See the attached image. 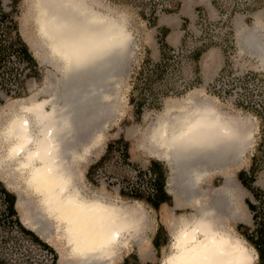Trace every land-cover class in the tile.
I'll return each mask as SVG.
<instances>
[{
  "label": "bare ground",
  "instance_id": "1",
  "mask_svg": "<svg viewBox=\"0 0 264 264\" xmlns=\"http://www.w3.org/2000/svg\"><path fill=\"white\" fill-rule=\"evenodd\" d=\"M31 6L40 42L61 76L43 90L44 97L19 104L9 117L0 162L20 181L19 197L29 199L36 212L35 218L23 216L26 224L43 234L53 230L69 264H109L139 232L144 211L85 193L79 165L101 141L96 129L113 108L114 77L123 69L132 35L124 14L108 11L101 0H31ZM259 27L252 26L242 42L264 65ZM183 101L159 112L148 149L168 161L170 191L192 194L189 200L200 208L175 221L160 264H253L254 250L222 221L227 211L235 215L230 176L225 174L224 185L205 206V193L197 188L212 170L241 156L252 128L247 119L228 118L207 98L189 93Z\"/></svg>",
  "mask_w": 264,
  "mask_h": 264
},
{
  "label": "rangeland",
  "instance_id": "2",
  "mask_svg": "<svg viewBox=\"0 0 264 264\" xmlns=\"http://www.w3.org/2000/svg\"><path fill=\"white\" fill-rule=\"evenodd\" d=\"M101 1L109 5L108 11L124 14L132 40L123 69L115 76L116 78L114 77V94L113 98L111 97L113 108L110 109L108 116L103 118L100 123L102 125L99 124L96 129V134H102L101 141L95 148L94 154L88 160H81L79 165L81 175L79 184L82 190L90 196L98 195L129 206L140 205L144 211L141 223L142 226L144 223V226L139 228L136 236L130 238L126 247L120 249L112 260L113 262L109 264H122V262L125 264H146L148 262L160 264L163 256L169 251L175 221H178L181 216H190L197 208H200V204H197L195 200H189L192 194L186 198L188 193L181 195L182 193L170 191L171 168L168 161L155 153L152 154L148 149L149 130L154 127L159 112L167 105L183 103L189 93L194 94L195 98L209 99L230 119H247L252 128L251 143L239 153L241 156L235 159L232 157L225 169L212 170L208 176H204L205 178L198 182L197 188L205 193L204 200H202V206L203 203L205 206L222 188L226 175L230 176L234 196L233 199L230 198L232 200L230 208L232 210L234 208L236 216L227 211L228 216H223L222 221L254 250L253 264H264V258L258 257L255 247L246 240L244 234L246 228L247 234L254 235L257 223L264 219V65L260 58L242 42L243 35L255 25L262 28L261 30L259 27V33L261 40L264 41V0H216V3L213 0H174L179 4L176 11L170 13L157 11L161 17L160 22L172 27L170 39L173 45H170L174 49L172 53L175 58L173 62H170L173 66L170 67L164 83L169 84L168 86L173 87L174 90L168 95L161 96L160 93L164 87H159L156 83L155 92L159 93L160 107L153 109L144 106L138 118L129 104L135 73L140 66L144 65L147 57H150L153 63L158 61L156 27L152 19L147 20L140 13L143 8L146 13L149 12L151 1ZM160 1L165 3L168 0ZM95 8L105 11L101 5H95ZM0 10L8 12L11 19L16 22L20 37L26 43L35 65L25 77H23L24 72L20 74V80L0 78L1 157L7 149L1 132L9 117L15 111H19L21 104L33 98L44 97L43 90L47 89L48 84L61 74L51 60V54L49 56L47 48L40 42L33 20L31 0H0ZM180 23L184 26L182 27ZM179 39L183 42H179ZM195 47H201L203 50L198 61L191 56L192 49ZM12 65L17 66L15 61ZM12 72L19 73L20 71L12 70ZM120 135L129 143V160L123 161L115 151L110 159L98 168L94 182H91L85 175L88 165L104 153L109 140H115ZM254 154L257 155L255 161L257 172L252 183L255 190L251 192L240 183L237 172L240 169L248 170ZM236 158L237 161H235ZM152 160L160 163V168L165 175V189L170 198L169 203L162 205L158 211L142 202L137 203L133 199L122 198L119 195V189L124 183L126 188L133 184L149 193L151 177L148 168ZM14 178V175L8 172L6 165L0 162V183L7 191L15 195V208L20 221L55 250L57 254L55 264H69L65 257L63 242L53 233V230H49L52 233L47 230L45 235L23 221V216L32 218L36 212L32 211L29 199L22 200L19 197L20 191L16 186L21 187V183ZM248 201L255 205V212L249 209ZM254 213L259 217L256 221L252 217ZM159 225H163L166 230L168 243L159 253H156L152 238ZM240 225H243V228H239ZM6 230L8 231H0V240L3 241L7 236L9 238L0 244V247L5 256L14 264H28L29 262L26 261L32 264L51 263V255L23 236L16 228Z\"/></svg>",
  "mask_w": 264,
  "mask_h": 264
},
{
  "label": "trees",
  "instance_id": "3",
  "mask_svg": "<svg viewBox=\"0 0 264 264\" xmlns=\"http://www.w3.org/2000/svg\"><path fill=\"white\" fill-rule=\"evenodd\" d=\"M151 1V9L146 13L145 8H143L140 13L146 17L147 20L152 19L154 27L157 26V18L159 16L157 11L160 12H174L178 7V3L174 0H168L163 3L158 0H145ZM216 3V0H213ZM142 6L145 7V4L142 3ZM221 8V7H219ZM156 39L158 42V61L152 62L150 57L145 59L144 65L139 67V70L135 73V82L132 88V91L129 95V104L133 107V113L138 118L142 111L143 107L147 106L153 109H158L160 107L159 102V93L155 92V85L158 83L159 87H164L161 91V96L168 95L172 93L174 88L169 87L166 82L169 69L171 66L170 62L174 61L175 56L172 51L173 47L167 45L164 40L165 32L156 29ZM183 42V40H181ZM182 42L180 44H182ZM203 50L201 47H195L192 49L191 56L194 57L195 61H198L202 54ZM150 56V55H149ZM15 61L17 64L16 67L12 65V62ZM9 65L11 66L9 68ZM34 65V58L31 53L28 51L26 43L20 37V34L17 29L16 22L11 19V15L8 12H3L0 10V78L1 79H12L14 81L20 80V74L24 72L25 77L28 74V71ZM173 68V67H172ZM12 70L19 73H14ZM26 70V71H25ZM11 76V77H10ZM17 83L15 82V86ZM176 93L178 91H175ZM158 97V98H157ZM129 143L120 135L117 139L108 141L106 143V148L103 154L95 160L93 163L88 165L87 171L85 173L86 178L94 182V176L96 171L103 163L110 159V156L115 151L118 152L120 159L123 161H128L129 154ZM257 155H252L251 162L248 167V170L240 169L237 172V178L240 183L247 188L249 191L255 190L252 187L254 181V175L257 172L256 166ZM160 163L157 161H150L149 163V174H150V190L147 193L139 189V187L133 186V184L126 186L123 184L119 189V195L122 198L133 199L135 201L142 202L150 206L153 210L158 211L160 207L164 204H168L170 201L169 195L165 189V175L160 168ZM128 184V183H126ZM16 197L13 193L7 191V189L0 183V231H8L6 229L16 228L23 236H26L37 245L39 248L45 250L51 255V263L55 264L57 259V254L55 250L44 240H42L34 231L27 229L23 223L20 221L15 208ZM249 209L255 212V205L248 201ZM253 220L256 221L257 217L255 213L253 214ZM260 220V219H259ZM243 225H240L239 228H243ZM245 238L248 240L256 249L258 257L261 259L264 258V219H261L257 223V228L255 234L249 235L246 232ZM8 233V232H7ZM9 236L4 237V240H0V244H3ZM3 239V237L1 238ZM153 246L156 250V253H159L160 250L167 245L168 236L167 232L164 229L163 225H159L155 232V235L152 238ZM28 264H32L30 261H26ZM0 264H14L9 258L3 253L2 247H0ZM122 264H125L122 262ZM146 264H155L148 262Z\"/></svg>",
  "mask_w": 264,
  "mask_h": 264
},
{
  "label": "crops",
  "instance_id": "4",
  "mask_svg": "<svg viewBox=\"0 0 264 264\" xmlns=\"http://www.w3.org/2000/svg\"><path fill=\"white\" fill-rule=\"evenodd\" d=\"M160 16H158L157 18V26H156V29L158 28V30H161L163 32H165V37H164V40L165 42L167 43V45L171 46L173 45L171 39H170V33H171V26L168 25V24H165V23H161L160 22ZM180 25L183 27L184 25H182L180 23ZM179 42L181 41L180 39L178 40ZM171 44V45H170ZM172 47V46H171Z\"/></svg>",
  "mask_w": 264,
  "mask_h": 264
}]
</instances>
